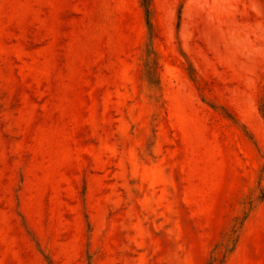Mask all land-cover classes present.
<instances>
[{
    "label": "rangeland",
    "instance_id": "rangeland-1",
    "mask_svg": "<svg viewBox=\"0 0 264 264\" xmlns=\"http://www.w3.org/2000/svg\"><path fill=\"white\" fill-rule=\"evenodd\" d=\"M0 0V264H264V0Z\"/></svg>",
    "mask_w": 264,
    "mask_h": 264
},
{
    "label": "trees",
    "instance_id": "trees-1",
    "mask_svg": "<svg viewBox=\"0 0 264 264\" xmlns=\"http://www.w3.org/2000/svg\"><path fill=\"white\" fill-rule=\"evenodd\" d=\"M143 5L145 6V8L147 9L148 5H149V0H143Z\"/></svg>",
    "mask_w": 264,
    "mask_h": 264
}]
</instances>
